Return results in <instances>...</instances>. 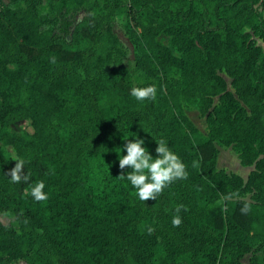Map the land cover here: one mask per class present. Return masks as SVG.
Returning a JSON list of instances; mask_svg holds the SVG:
<instances>
[{
  "label": "trees",
  "instance_id": "trees-1",
  "mask_svg": "<svg viewBox=\"0 0 264 264\" xmlns=\"http://www.w3.org/2000/svg\"><path fill=\"white\" fill-rule=\"evenodd\" d=\"M257 5L264 0H0V211L16 222L0 220V264H241L246 252L248 264H264V48L254 38L264 41V14ZM120 11L131 21L125 31L140 82L131 81L111 30ZM149 85L157 88L154 101L131 95ZM189 104L205 113V134L186 115ZM20 119L33 131L9 129ZM127 134L144 139L153 158L156 140H166L188 178L140 201L118 178ZM214 141L252 165L244 179L216 168ZM107 154L117 156L97 176L93 168ZM16 159L25 161L26 183L10 180ZM39 181L45 202L30 195ZM177 205L187 211L174 227Z\"/></svg>",
  "mask_w": 264,
  "mask_h": 264
},
{
  "label": "clouds",
  "instance_id": "clouds-1",
  "mask_svg": "<svg viewBox=\"0 0 264 264\" xmlns=\"http://www.w3.org/2000/svg\"><path fill=\"white\" fill-rule=\"evenodd\" d=\"M51 63H56V58H50ZM131 95L137 101H154L157 95V88L155 85H149L146 87H133L131 89ZM127 140V139H125ZM156 140V139H155ZM157 147L155 148L156 157L150 154L149 150L144 146L145 141L141 138L129 140L124 148L126 149V155H120L119 153V168L122 170V174L118 176L121 180L130 181L132 187L136 190V196L142 202L149 200H156L160 196L164 189L178 180L187 179L188 172L186 165L182 162L181 158L175 154L168 143L164 139L156 140ZM15 167L10 170V180L13 183H26L29 180L28 175L22 174V169L25 166L23 159L15 160ZM193 168L199 167L198 161H193ZM125 168L131 169L127 174H123ZM45 183L43 181L37 182L32 188L30 195L37 202H45L48 200V195L44 191ZM183 209L187 211V208L183 205H177L175 208L176 215L172 218V224L174 227H179L182 224V218L179 213ZM152 229H149L151 233Z\"/></svg>",
  "mask_w": 264,
  "mask_h": 264
},
{
  "label": "rangeland",
  "instance_id": "rangeland-1",
  "mask_svg": "<svg viewBox=\"0 0 264 264\" xmlns=\"http://www.w3.org/2000/svg\"><path fill=\"white\" fill-rule=\"evenodd\" d=\"M2 1L6 2V0H2ZM257 6L258 8L262 10L264 14V7H261L260 5H257ZM126 27H131L130 18L125 11H120L115 15L114 21L111 26V30L122 43V47L124 49L122 63L128 69L131 81L136 83V82L141 81L142 76L140 72L137 71V69L135 68L134 57H135L136 49L133 43L131 42L130 38L128 37L127 32L125 31ZM158 38L161 39L163 42H166V37L164 34L159 33ZM254 38H255V41L264 48V41L259 40L255 36ZM108 67L109 66H105L104 69H108ZM219 73L224 77L227 88H230L229 78L224 74L222 70H219ZM212 100L213 102H215L217 100V95L213 96ZM184 108H185L184 111L186 115L189 117V119L194 123V125L199 129L200 132L205 134L206 133V121L204 118L205 113H202L196 104H189L185 106ZM9 129L12 131H15L16 133H21L23 131L32 132L33 126L29 120L20 119V120L11 122L9 124ZM129 140H134L130 134L122 136L119 146L125 149L124 145ZM214 145L217 148V154H216V159H215L216 168H220L226 172L233 171V172L239 173L244 179L248 170L252 167V165L240 164L235 151L231 148L230 145L218 144L215 141H214ZM1 149L5 155H8V156L12 155V151L8 146L2 145ZM116 156L117 155L115 154H107L105 156L106 160H104L102 165L99 166L100 168L99 169L98 167L93 168V173H95L97 176L99 175V173L103 174L102 173L103 171L101 170V168L107 169L109 163L115 160ZM248 195H249V192L246 191L244 196L248 197ZM0 220L4 223L12 224V225H15L16 223L14 216L11 213L6 212V211H0ZM249 254L250 252H246L240 257L241 264H248L247 258ZM6 264H26V263L23 259H17V260L8 262Z\"/></svg>",
  "mask_w": 264,
  "mask_h": 264
}]
</instances>
